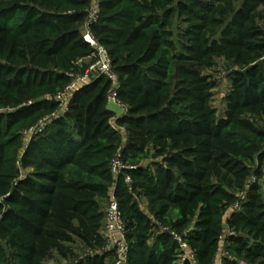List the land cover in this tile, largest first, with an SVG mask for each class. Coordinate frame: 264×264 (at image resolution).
Here are the masks:
<instances>
[{
  "label": "trees",
  "instance_id": "16d2710c",
  "mask_svg": "<svg viewBox=\"0 0 264 264\" xmlns=\"http://www.w3.org/2000/svg\"><path fill=\"white\" fill-rule=\"evenodd\" d=\"M210 1L224 6V20L211 17L215 8L207 0H175L161 13L146 0L99 1L89 32L111 58L125 113L115 118L107 110L110 82L99 77L54 118L52 96L93 51L81 33L91 0H0V264H46L52 253L74 259L76 242L93 253L103 250L111 185L126 223L127 264H179L177 243L168 232L154 234V222L180 235L196 264H213L222 216L237 200L229 190H242L249 164L264 158V130L242 124L257 141L227 131L245 113L264 121V29L258 24L264 0ZM174 11L187 25L178 35ZM213 57L238 67L230 74L224 120L215 118L214 84L201 74ZM46 115L48 124L22 148L19 131ZM112 119L125 133L122 148ZM150 145L160 163L127 173L154 222L124 177L114 180L109 170L119 148L123 158L134 159ZM69 167L96 181L67 178ZM253 174L264 176L260 168ZM262 188L249 184L226 220L234 234L225 240L230 258L221 264H264V177ZM171 212L176 217L168 220ZM102 257L75 264H104Z\"/></svg>",
  "mask_w": 264,
  "mask_h": 264
},
{
  "label": "rangeland",
  "instance_id": "374dc122",
  "mask_svg": "<svg viewBox=\"0 0 264 264\" xmlns=\"http://www.w3.org/2000/svg\"><path fill=\"white\" fill-rule=\"evenodd\" d=\"M99 1H101V0H99ZM146 1H147L148 5H150V6H151V4L154 3V10L157 13H161L164 10H172L174 3H172V5H171L170 2H175V0H171L169 3H167L166 0H146ZM96 2H95V0H91L89 10L95 6ZM207 2L209 4H212L215 8V12L212 13L211 17L216 18L217 20H224L225 19V16L223 15L224 6L221 4L213 3V2L211 3L210 0H207ZM98 6H99V4H98ZM170 6H171V8H170ZM99 12H100V10H99ZM98 17H99V15H98ZM171 20H172V26H173V30H174L175 35H178L183 30V28H185V26H187L185 21H184L185 20L184 17L177 16L176 11L173 12V16H172ZM87 22H88V20L85 19V21L81 27V33L82 34L85 33L86 31H88L87 30V26H88ZM258 24L264 29V10L262 11L261 20L258 21ZM90 64H92V61L89 59H85V60L81 61L80 63H78L79 72L84 73L87 70V68L90 66ZM236 70H238V67H236L235 64L231 60H227L225 58H217V57H213L210 60L209 66L206 68H203L201 70V74L203 76H206L208 78V80L214 84V87L211 90V103H210V105H211V108L215 111V118L217 120H224L225 119V110H226L225 99L228 96V94L230 92V87H231L230 86V74H231V72L236 71ZM60 91L61 90H58V92H56L55 94L59 93ZM59 114H62L60 108H58V110L54 113V115L56 116ZM47 117H49V115H46L45 117H43L40 121H38L37 124L33 125L31 128H35L38 125L39 126L37 128H35V131L37 129L39 130L40 128H43L44 125L48 122ZM240 120H241L240 125L231 126L227 129V131L234 138L250 139L253 141H257L256 136H254L251 133H249L248 131L244 130L241 126L243 123H245V124H249L250 126H252L253 128H255L257 130H264V121L262 120V118H260L259 116L255 115V114L245 113V114L240 116ZM28 131H29V128L22 129L18 133L20 136V143H21L22 148L27 144V142L31 138ZM120 132L124 136V133L122 131H120ZM119 144H120L119 145L120 148H122V145L124 144V142L120 140ZM120 148H119V150H117L112 155V158L115 155H119L121 157V160L125 164V166H127L128 168L135 169L136 167H145V168H150V170H153L152 165L156 164V163H160V157L155 156L156 151H155V148L153 145H150L142 155H140L134 159H131V157L123 158V156H121ZM261 151H264V144L262 145ZM249 168L251 169V171H250V175L247 178V181L244 185V188L242 190H238V191L233 190V189L229 190L235 194V198L237 200L230 208H228V210H226V212L222 216L223 232L221 235L222 239L219 242V250L217 253L218 258H220V259H222L223 256L229 257V253L226 250V246H228V245H227V242L225 240L227 239V237L229 235L234 234L227 227L226 220L230 217L231 214H233L235 211H237L239 209V203L244 199L245 193L248 191V185L252 184V183L257 184L258 186L261 187V192L263 193L262 179L264 176L257 178L253 174V172L256 169L260 168L261 174L264 175V158L261 161V164H259V162L255 161L252 164H249ZM64 175L67 178H82V179L88 180V181H96V179H94V178H87L85 175H81L76 169H74L72 167L66 168L64 170ZM128 191L133 194V199L138 203L139 208L142 210V212L144 214H146L154 222V220L152 219V217L148 213L147 204L145 203L146 200L142 196H137V190L131 189V185H130V187L128 185ZM111 193H112V185L108 189V196H107V200L104 203V210H105L106 204L109 202ZM175 217H176V213L171 212L168 216V220H173ZM124 224L126 225L125 221H124ZM154 224H156L154 229L152 230V232L154 234L158 233L161 228L169 229L167 227V225L161 226L155 222H154ZM189 228H191V227H189ZM103 246H104V244H103ZM72 249L75 252V258L74 259H68V260L61 259L55 253H52L50 258L46 261V264H75L76 262H81V261L85 260V258L87 256H92L95 254H97L98 256H103L102 258H103L104 264H113L112 255H109L107 253L105 254V252L103 251L104 249L99 250L96 253H93L92 251L85 249L81 245V243H79V242H76V244L72 247ZM1 264H14V263L11 262V260L6 259Z\"/></svg>",
  "mask_w": 264,
  "mask_h": 264
},
{
  "label": "built area",
  "instance_id": "2783aa9c",
  "mask_svg": "<svg viewBox=\"0 0 264 264\" xmlns=\"http://www.w3.org/2000/svg\"><path fill=\"white\" fill-rule=\"evenodd\" d=\"M95 2V6L88 10V31L82 34L83 40L93 49L91 55L85 58L91 60L92 64H90V66L84 73L79 72L78 63L85 60L83 59L76 63L78 67V70L76 72L68 73L69 82L63 87V89L59 93L52 96V99L56 104H58V108H60L62 112V114L56 116L53 114L52 117L54 118L61 117L67 111L68 105L73 95L78 90L90 84L93 80L99 77H103L104 79L110 82V88L106 97L107 103L122 106L119 100L117 99L116 92L119 85L112 69L111 58L106 48L98 44V42L94 40V38L89 32V25L95 22L99 15V0H95ZM45 99H51V97L46 96ZM47 118L48 121L49 117ZM113 120L114 119L110 121L111 128L118 131V133L122 135V133L120 132L122 128L114 126L115 124H112ZM38 126H36L35 128H37ZM35 128L29 129L28 132L30 136L42 129L40 128L39 130L37 129L35 131ZM131 169L133 168H128L127 166H125L119 155H115L109 163V170L113 179L116 180L119 176L122 175L124 177V182L126 185H130L131 183V179L127 173V171ZM160 231L168 232L172 239L177 243L179 250L177 259L179 264H182L184 262H188L189 264H196L193 253L189 250L188 245L185 241L182 240L180 235L167 228H161ZM126 233L127 231L125 228V224L119 211L117 201L114 197V185H112V193L109 202L106 204L104 210V217L100 234L104 242L103 251L105 252V254L107 253L109 255H112L113 264H127L129 244L126 239ZM221 239L222 238H220V240Z\"/></svg>",
  "mask_w": 264,
  "mask_h": 264
},
{
  "label": "crops",
  "instance_id": "0c3cea01",
  "mask_svg": "<svg viewBox=\"0 0 264 264\" xmlns=\"http://www.w3.org/2000/svg\"><path fill=\"white\" fill-rule=\"evenodd\" d=\"M106 108H107V110H109L110 112L113 113L115 118H119L125 112V109L123 108V106H118L115 104L107 103ZM112 124L114 125V120L112 121ZM121 131L124 133L123 129ZM121 141H123V142L125 141V133H124V136L121 135ZM145 203L147 204V202H145ZM213 264H221V259L218 258V255H217V257H215Z\"/></svg>",
  "mask_w": 264,
  "mask_h": 264
}]
</instances>
